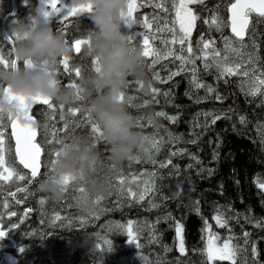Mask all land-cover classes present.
<instances>
[{"label": "trees", "instance_id": "16d2710c", "mask_svg": "<svg viewBox=\"0 0 264 264\" xmlns=\"http://www.w3.org/2000/svg\"><path fill=\"white\" fill-rule=\"evenodd\" d=\"M13 1L0 0V57L5 64H10L14 58L11 46L2 35L4 20L8 18L5 30L14 42L11 32L13 22L28 20L37 14L35 0H25L30 3L28 8L21 5L24 0H15L17 13L12 18ZM232 3L233 0H209L203 5H196L195 10L208 22L214 11L225 16L226 8ZM89 16L90 13L62 22L53 18L51 23L72 44L78 38L88 37L92 27ZM225 31L228 33L227 29ZM248 38V41L252 40L253 51L258 53L260 49L264 55V17L252 15ZM198 41L197 34L190 39L195 61H198ZM88 57L94 61V56L89 54ZM89 58L84 53L71 58L73 63L79 60L75 65L79 66L80 76L72 66V75L67 78L69 82L81 86L93 74L89 73ZM5 64H0V68L7 69ZM143 72V79L129 76L124 92L132 98H125L128 110L136 118H144L139 126L148 138L150 153L137 154L120 165L113 164L119 173L144 184L141 191L144 198L141 200V195L127 197L119 204L120 209L112 212L111 221L123 225L146 224L147 228L139 250L128 248L120 254L129 259L146 257L148 261L155 260L156 264H210L205 254L206 235L212 231L221 243L230 242L237 253L233 261H217L214 264H264V188L261 187L264 185V86H260L257 94L251 95L252 87L243 86L239 74L233 81L208 74L203 82L204 90H199L188 79H177L171 85H165L161 97L154 99L150 93L153 83L149 66L143 67ZM60 75L62 77L63 74ZM58 80L63 86L65 76L61 80L58 75ZM135 81L142 82L140 91ZM208 87L213 89L212 93L207 91ZM74 105L87 108L89 100L84 96L82 102ZM59 106L57 102L50 119L45 116L47 108L39 107L34 111L39 122L38 143L44 150L45 160L49 158L46 148L50 144L49 138L54 137L57 141L62 134L60 140L66 142L85 136V133H80L81 130L72 131L70 137L69 132L57 131ZM159 112L166 115H157ZM206 113L209 115L206 116ZM213 115L221 116L214 124L211 122ZM167 117H175V120ZM86 135L94 139L90 129ZM153 140L158 143V151L152 147ZM96 143L101 159L110 157L107 142L101 140ZM44 173L45 168L29 189L35 190L38 196L42 194L37 188ZM105 198H102L101 205L110 204L112 208L113 202L109 199L105 202ZM29 209L26 211L34 212L27 216L32 222L25 224L24 221L19 230L24 232L27 245L34 244L41 249L46 244L48 248L54 244L52 239L56 237L57 264H97L100 256L102 258V253L92 245L99 242L95 233L107 236L106 232L95 228L87 234L82 229L57 233V207L54 212L43 215L39 207ZM218 214L226 219V226L217 224L214 217ZM93 221L97 226L99 219L94 217ZM0 223L5 227L4 222ZM178 226L183 237V252L177 247ZM37 230L48 234L36 237ZM47 257L54 258L52 255ZM125 260L119 255L117 258L109 256L108 264H125Z\"/></svg>", "mask_w": 264, "mask_h": 264}, {"label": "clouds", "instance_id": "9594fccd", "mask_svg": "<svg viewBox=\"0 0 264 264\" xmlns=\"http://www.w3.org/2000/svg\"><path fill=\"white\" fill-rule=\"evenodd\" d=\"M92 5L88 34V52L99 57V71H95L80 87L89 100V107L110 146V158L115 165L149 154L148 138L137 118L120 99L129 76L143 79V51L134 47L125 30L124 13L128 0H89ZM15 68H0V111L17 109L16 97H51L58 103L70 104L75 89L62 88L57 66L61 57L71 52L68 40L50 21L20 19L12 25ZM27 61L28 63H24ZM7 89V90H6ZM103 167L101 153L92 137L71 138L60 146V156L51 173L41 182V189L53 200H62L67 192L66 179L84 184L77 205L85 214L95 213L101 198L111 186V176L99 175ZM112 172L115 169L111 170Z\"/></svg>", "mask_w": 264, "mask_h": 264}, {"label": "rangeland", "instance_id": "374dc122", "mask_svg": "<svg viewBox=\"0 0 264 264\" xmlns=\"http://www.w3.org/2000/svg\"><path fill=\"white\" fill-rule=\"evenodd\" d=\"M130 1L134 2L135 0H128V2H130ZM197 1H199V0H197ZM84 2H86V0H57V6L60 7L61 3H62L63 5L66 6L65 11H67L68 8L71 7L73 3L80 4V3H84ZM87 2H89V0H87ZM21 5H23V7L28 8L30 3H27L24 0L21 3ZM187 6L189 9H191L189 7V4ZM35 7H36V10L40 7L39 0L37 2V5H35ZM138 10H139V8L136 6V9L133 13L136 14V12ZM85 14H89V13H77L76 15L67 16L66 19L69 20V18H71V19L72 18H79ZM54 18L56 20L65 19L64 16H57ZM175 18H176V12H175ZM13 24H14V22H13ZM143 27H144V29L142 32H135L133 30V28H131L130 29L131 32L129 33V35H132L135 37V40L133 41V43H136L137 47L140 48L141 50L144 48L143 37L145 35H147L148 34L147 32L150 30L149 26H147V27L143 26ZM177 27L179 29L178 23H177ZM125 30H129V29L125 28ZM10 34H11V32H10ZM172 41H173V39L166 40L165 38H161V37H159V38L150 37L148 47L150 50H155V51L159 52L160 54L163 51H166L169 56H172V54H173L176 58L177 56H179V55L175 54L177 52L176 46H175L177 43L174 44V43H172ZM230 43L232 45V48H235L238 51L234 52L231 49L225 50V42L223 39L222 48L220 49V51L215 52V49H213L211 46H209L208 49H205L204 53L202 54V57L204 58L205 62L207 64L214 62L219 69H221V67H224V66H234L235 64L240 63L242 68L248 69L250 71L251 69L249 67L248 61L250 58L249 52H251V49L249 48V45H247V44L237 45L231 37H230ZM179 46H181V45H178V47ZM73 47L75 48V43L73 44ZM184 48H186V45H184ZM80 51L83 52L85 54V56H87V58H89L88 57V55H89L88 45L82 46ZM76 53L78 54V52H76ZM184 53L186 54L187 51L185 50ZM205 53H207L206 57H205ZM214 53H218V56L214 55ZM152 58H153L152 55H150L148 57H144V62H150ZM177 61L181 62L179 59L176 58V62ZM67 62H68L67 58H64V60L59 59L58 66H57V69H58L57 73H58V75H60V73H62V71H60L59 67L61 65H64L63 70L65 71V75H62L61 80L65 76V83L63 86L61 85V87L66 88V89H74L73 85H75V84H73L72 82H69V79H67L68 76H70V74L72 75V73H71L72 69H70L71 67H68ZM73 66L76 69H78V67H79V66L75 65V62H74ZM89 67H90L89 73H91V74L94 73L95 72V70H94L95 64H94V61L91 59H90ZM78 75L80 76V73ZM236 75H238V74H232L231 76H236ZM239 76L241 78V83L243 84V86H246L247 88L256 86V77L255 76L254 77H252L250 75H249V77H244L242 75H239ZM75 77H77V74L75 75ZM80 82H84V80L81 81V79H80ZM125 98L127 100V98H128L127 94H125ZM78 103H80V102L74 103V101H73L70 104H64L62 108L59 106V108L57 110V116H58L57 121L59 122V126H57V128H58L57 131L69 132L68 133L69 137H70L72 131H75V130L76 131L81 130L80 133H82V135H83V133H85V136H87L86 132L90 129V126L86 125L84 117L80 113H76L75 115H72L69 112V108L80 107V106L74 105V104H78ZM54 110H55V107L53 109H48L47 112H45L46 118L50 119V116ZM51 117H53V116H51ZM66 120H67L68 124L66 123ZM63 122H64V124H63ZM10 124L11 123L7 120V118H5L2 123H0V132L3 133L2 137H0V140H2V147H3L2 156H3V160H4V163L2 165H0V221L4 222L5 225H10L13 222L18 224L21 217H22L21 213H24L23 212L24 210H20V207H19L20 204H18V203H22V202L29 204V206H27L28 210H30L29 208H32L33 206L39 207L40 208L39 212L41 213V215H43L45 213L50 214V212H54L55 207H62V208L67 207V210L69 211V214L74 219V221H72L70 223V225L67 223V221H64L59 226V228H61L62 230H69L70 231V229H72L74 226H76V222L80 218L81 209L78 207L76 200H78V197L81 193L80 189L83 188V190H84L85 185L82 183L77 184L76 182L70 180L68 183V186H67L66 195L60 201L53 200L46 192H44L41 189V187H40L41 182L48 176V174L51 173L50 161L52 159H54V156H52L51 153H53L54 150L60 148V146H61L60 144L56 143V140L54 139V137H53V139L52 138L48 139V142L50 144L46 147L49 158L47 160L43 159V168H45L44 178L39 182L38 188H37V190H39L42 194L38 196L37 192H35V190H33V191H28L27 194L23 198L20 197L17 202H14V200L11 199L10 192L12 190H16L22 186L24 187L25 185L28 184L30 179H29V176L22 170V168L16 162V159L14 156V144L12 142L11 135H8V131L10 133ZM65 124H67V126H68L66 130L64 127ZM62 136L63 135L61 134L60 139L62 138ZM109 159L111 160V158L108 156L102 159L103 167L100 169L98 174L101 176H103L105 174H109L111 176L110 189H109L108 193L106 194V196H104L103 198L107 197V199H109V201L111 200L113 202L112 204H114V206L112 208H110L109 207L110 204H109V206L108 205L106 206L104 204L101 205V203H100L98 210L95 213L91 214V218L87 219V223L84 224L85 228L88 229L89 231L96 230L95 228H99V230H102V231L106 232V234H107V236H106V235H102V233H100V234L95 233V234H97V238L99 239V242L94 243L92 246L97 248V251H100L102 253V258L100 256V260L97 262V264H108L109 256H113V257L117 258L118 255L120 257L126 259L124 261L125 264H156L157 262L155 260L154 261L153 260L148 261L147 260L148 258H146V257L140 258V256H139V257H135L133 259H129V258L120 254L121 251H125L128 248L135 249V250L140 249V244H142L141 239L144 238L143 233H144V230L147 228V226H146V224H140V223L127 224V225H123L121 223H112L113 222V221H111V217L113 215L112 212H114L118 208L120 209L119 204L124 202L127 197L128 198H136V197L140 196L141 191H142V187L144 186V184L143 183L139 184V181L134 180V178H131V177L128 178V176L123 175L121 172L119 173L118 170L115 169V165L113 164V162H111ZM112 169H115V171L112 172L111 171ZM8 171H12L13 175L9 179L5 180V179H3V176H7ZM17 173H19L20 175H23L24 179L23 180L19 179ZM107 199L105 198V202L107 201ZM116 199L118 201H116ZM30 204H32V205H30ZM112 204H111V206H112ZM41 206H43V207H41ZM98 213H100V214H98ZM107 215H108V218H107ZM109 215H110V219H109ZM94 217L99 219L97 226H96V222L93 221ZM30 221L31 220H29L28 222H30ZM47 224H48V222H47ZM28 227H29V225L26 226V231L29 229ZM129 229L132 230V235L135 237L134 243L130 242L129 237L127 236V232ZM35 233H37L36 237H40L41 235H43L47 232H45L44 230H37ZM49 236L51 237L52 235L49 233ZM110 236H112V238H109ZM206 236H207V246H208V243L210 240H211L213 246L215 248H218V249L223 248V245L225 243H228L229 249L234 253V255H231L230 258L220 259L219 256H215L213 259L209 260L208 256H207V247H206L205 254H206V257H207L208 261L210 262V264H214L217 261H229V260L233 261L235 259L237 253H236L235 249L233 248V246L231 245L230 242L221 243L218 240V238L212 233V231H209ZM17 237H18L17 240H18L19 247L25 246L24 249L21 250V252L24 251V254H25V258L23 260L25 264H57V261L55 260V258L57 259V253L55 252V248L57 247V240L58 239L56 237H55V239H52L53 241L55 240V242L52 246L47 248L46 244H43L41 249H39L34 244L27 245L25 243V239H24V232H22V233L20 232ZM59 239H62V237H60ZM181 239L183 241L182 233L180 231L178 238H177V247H178V250L180 252H181V250H180ZM61 241H63V240H61ZM105 241H111L112 242V250L111 251L108 250V245L105 243ZM31 246H33L34 248H31ZM70 250L72 251V249H70ZM47 255H52L54 258L47 257ZM106 258L108 260H106ZM58 264H60V263H58Z\"/></svg>", "mask_w": 264, "mask_h": 264}, {"label": "snow or ice", "instance_id": "6c2138e0", "mask_svg": "<svg viewBox=\"0 0 264 264\" xmlns=\"http://www.w3.org/2000/svg\"><path fill=\"white\" fill-rule=\"evenodd\" d=\"M40 7L36 10V15L31 16L29 19L33 20L35 22L36 20L44 19L47 21L52 20V18L57 16H64L66 19L67 16L76 15L77 13H91L92 12V5L90 2H84L80 4L73 3L71 7L68 8L67 11H65V5L61 3V6H57V0H39ZM193 3V0H179V3L173 4V7L175 8L176 12V22L179 24V34L174 35L172 43L176 44L178 43L181 45V53L185 51L184 45L187 42L188 47L186 51L188 53H192V47L190 42V36L191 32L193 30V22L197 19V16L193 14L192 10L188 8V4ZM156 7L164 8V4H157ZM50 9V10H49ZM136 9L135 3H128L126 13H124V25L126 28L131 29L133 24L135 23V20L133 19V12ZM166 10V9H165ZM232 13V33L235 34L236 37L243 38L244 36V29L247 24V15L249 12H256L259 13L261 17H264V0H236L235 3H232L229 9ZM66 14V15H65ZM216 23L217 29L222 27V22L217 23L215 20L213 21ZM147 27L148 25L145 24ZM59 31V29H58ZM169 31L175 32V29H169ZM63 35V33H61ZM131 36V41L135 40V37ZM12 37L9 36L7 39H11ZM149 39L150 37L145 35L143 37V45L144 48L142 49L144 57H148L150 55L154 56L153 63L156 62V59H159L160 53L155 50H150L149 45ZM82 42L87 43L89 46V39L87 38L86 41H82L81 39L75 40V49L77 52L80 50V46ZM225 50L231 49L232 51H238L235 48H232V45L230 43V38L225 37ZM198 43L203 45L204 49H207L209 47V44L207 42H204L203 37L200 38ZM134 47H137L136 43H133ZM214 55L218 56V53H214ZM207 56V53H205V57ZM66 58V57H65ZM181 61L182 66L187 64H195V57L192 55L184 56L183 54L176 57ZM19 58L16 57L15 59H12L10 61V64H5L2 57H0V64H5L6 68H15L17 66ZM62 62V61H61ZM251 62V58L249 59V63ZM24 63H28L25 61ZM94 64H95V71H99V57L94 56ZM209 65L205 63V68L207 69ZM238 70V71H237ZM77 74H79V70L77 69ZM179 74V73H177ZM232 74H239L244 77H249V70L242 68L240 63L235 64L234 66H224L220 69V75H232ZM253 76L256 75L255 69L252 70ZM261 75H264V73H261ZM156 79H159V76H156ZM195 81V76L193 77ZM251 79V78H250ZM163 82V81H162ZM137 83H140L137 81ZM0 86H3V82H0ZM260 86H264V79L260 78L259 76L256 77V86L252 87L250 90L251 95L257 94V92L260 91ZM196 87H205V85L196 82ZM73 88L75 89V99L74 103L76 102H82L84 99V96L82 95L83 89L78 85H73ZM7 90V89H6ZM151 91L155 94L159 90L152 88ZM207 91L209 93L213 92V89L211 87L207 88ZM167 95V93H165ZM217 99H220L219 96L216 97ZM18 100L17 109L13 111H0V123L4 121L5 118L11 123L13 135L16 137V153L19 157V162L24 166L26 169H31V175L35 177L38 172L39 168V158L41 155V146L33 143V138L36 136V130H35V122L32 121V118L27 115L30 107H32L34 104L38 106H46L47 109H53L57 103L54 99L51 97H33V98H26L23 96L16 97ZM120 99L125 101V92H123L120 96ZM131 100L132 98L129 97ZM147 101H145V104ZM60 107H63V103H59ZM69 112L72 115H75L76 113H80L83 117L86 123L90 125L91 133L94 136V139L96 141H105V135L103 132V129L100 127L99 123L96 121L94 115L92 114L91 108H82V107H76V108H69ZM157 115L165 116L166 114L164 112H159ZM206 116L209 114L206 113ZM26 119L27 123L18 124L17 121L21 119ZM168 119L175 120V117H167ZM144 118L139 117L137 118L138 123L140 124V120ZM221 119V116L219 115H213L212 123L214 124L216 120ZM148 122L150 123V118L148 119ZM241 122H243V118H241ZM65 130L67 129V124H65ZM3 133L0 132V137H2ZM57 144L62 145L64 142L63 140H57ZM152 147L155 148L157 151L159 150L158 143L153 140L152 141ZM3 147H2V140H0V165L4 163L3 156ZM52 156H54V159L50 161L51 171L53 170L54 165L57 162L58 157L60 156V148L54 150L53 153H51ZM133 159V158H131ZM170 163V161H169ZM163 166V165H162ZM13 175L12 171H8L7 176H3V179L7 180ZM19 179L23 180L24 176L17 173ZM71 179H66L65 183L68 184ZM122 182V181H121ZM262 188H264V185H261ZM81 193L84 191L83 188L80 189ZM143 194H141L140 199L142 200ZM59 219V217H57ZM217 224L220 226H226L227 221L226 219H223L219 214L214 217ZM13 227H16L15 224H13ZM177 233L179 235L180 233V227H177ZM247 235V234H245ZM6 236V233L0 229V238H3ZM127 236L129 237L130 242H135V237L132 235V230L129 229L127 232ZM105 243L108 245V250H112V242L111 241H105ZM180 250L183 252V241L181 239L180 243ZM255 252V250L253 249ZM231 255H234V253L229 249V244L225 243L223 245V248H215L211 242V240L208 243L207 246V256L208 259L211 260L215 256H219L220 259H226L230 258Z\"/></svg>", "mask_w": 264, "mask_h": 264}, {"label": "flooded vegetation", "instance_id": "af4514ba", "mask_svg": "<svg viewBox=\"0 0 264 264\" xmlns=\"http://www.w3.org/2000/svg\"><path fill=\"white\" fill-rule=\"evenodd\" d=\"M26 1H28V0H26ZM35 1L37 4L38 0H35ZM208 1L209 0H199V1L193 0V3H189V7L191 8L193 14L197 16V19L193 22L194 26H193V30L191 32L190 39L193 38L196 34L198 35L199 40L201 37H203L204 42H207L209 44V46H211L213 49H215V52L220 51V49L222 48L223 39L225 37H228V38L231 37L237 45H241V44L249 45V48L251 49V52H249L251 62L249 63V61H248L249 67L251 69L249 71V75L254 77L252 74V70L255 69V72H256L255 77L259 76L260 78H262V77L264 78V75H261V73H264V55L261 54L260 49H258V53H256L253 51L254 46L252 44V40H249V41L246 40L244 42H239L230 34V23H229V16H228L227 10L231 4L226 8V15L225 16L222 15V13H220L218 11H214V13L210 17V20L208 22H206L203 19V17H201L197 13V11L195 10V6L199 5V4L203 5V4L207 3ZM130 2L131 3L135 2L136 6L139 8V10L136 12V14L133 13V19L135 20V23L133 24L132 28L135 32H142L144 29L143 26H145V24H147L150 27V30L147 32L148 33L147 35L152 37V38L161 37V38H165L166 40H170V39H173L174 35L179 34V29L177 27V22H176V18H175V8L173 7V4L174 3L178 4L179 0H135L134 2H132V1H130ZM233 2H234V0H233ZM161 3L164 4V8L156 7L157 4H161ZM252 15H254L252 12L248 13V16H250L251 18H252ZM69 19H71V18H69ZM72 19H75V18H72ZM65 20H68V19L56 20V22H62ZM214 20L217 23L222 22V27L217 29L216 23L213 22ZM173 28L175 29V32L169 31V29H173ZM226 29H227L228 33L225 31ZM126 31L128 32V34L131 32L130 29L126 30ZM65 36H68V35L65 34ZM87 38L88 37H82V38H78V39H81L82 41H86ZM211 38H215V39H211ZM247 39H249V38H247ZM74 43H75V41L72 44H70V42H69V45H70L72 50H71L70 54L68 56H66L67 61H68L67 62L68 67H72L74 65V63H73L74 60L71 59L72 57H74V56L77 57L78 55L81 56L83 53L80 50H79L80 52H78V54L76 53L77 51L73 47ZM86 45H88V44L83 43L81 45L80 49L82 48V46H86ZM178 45H179L178 43L175 45L176 51H177L175 53L176 55L183 54L184 56H188V55L193 56L192 53H188V52L186 54L184 52L181 53V51H180L181 46L178 47ZM185 45H186V48H184V49L186 50L188 47V43L186 42ZM198 50H199L198 61H195L194 65L193 64H187V65L182 66L181 62H179V61L176 62V58L173 54H172V56H169L166 51H163L161 53L159 59H156L155 63H153L154 56L150 62H144L143 67H145L147 65V66H149V68L151 70L150 80L153 83L154 88L159 90L157 93L154 94L153 92H151L153 85L150 86V93L154 99H156L157 97H161V95L163 94V88L165 87V85H167L168 83L171 85L177 79H183V81H186L188 79L189 81L194 82V84H196V82L203 84V82H204V80L208 74H212L214 76L218 75L219 77H221L220 69L216 66V64L214 62L209 63L208 64L209 67L207 69L205 68L206 62H205L204 58L202 57V54L204 53L205 49L203 48V45L200 43H198ZM64 58L65 57H61L60 60L61 59L64 60ZM78 61L79 60L75 61V63ZM63 67H64V65H61L59 67V69H60V71H62L61 74L65 75V71L63 70ZM177 73H179V74H177ZM57 75H58V73H57ZM157 75L159 76V79H156ZM194 76L196 78L195 81L193 79ZM236 76L223 75V78H225L226 80L233 81V79ZM59 78L61 79V75H59ZM135 83H136L137 90L140 91L141 87H139V85L142 84V82L137 83L135 81ZM204 88L205 87H200L198 89L204 90ZM130 96L131 95L128 94V99ZM45 112H47V111H45ZM66 123H67V120H66ZM63 124H64V122H63ZM43 169L44 168H42V172H43ZM42 172H41V174H42ZM22 187H20V188H22ZM18 189L12 190L10 192L11 199H13L14 202H17L20 197L23 198L27 194V193H24L22 195H19L15 199L14 198V192H16ZM18 204H20V206H19L20 210H24L23 211L24 213H21V215L23 217V215L27 212L26 210H27V206H29V204L25 203V202L18 203ZM33 208H36V207L33 206ZM22 217H21V219H22ZM57 217H59V219H57V233H61L62 231L70 232L69 230H62L61 228H59V226L64 221H67V223L69 225L72 221H74V219L69 214L67 207H65V208L57 207ZM90 218H91V215L85 214L83 211H81L80 218L77 220L76 226H74L72 228V230L82 229V230L86 231V234L89 233L90 231H88L85 228L84 224L87 223V219H90ZM21 219H20V221H21ZM29 220L30 219L28 217H26L25 218V224ZM20 221H19V223H20ZM13 224L18 226V224H16V223H12L10 225H5L6 230L9 229V230H13V231L10 234L11 238L9 237L8 242L7 241L2 242L0 245L1 247H6L9 245H12V247L14 246V249H17L19 247L17 236L20 233V231H19L20 229H17V227H13ZM55 252L57 253V247L55 248Z\"/></svg>", "mask_w": 264, "mask_h": 264}, {"label": "water", "instance_id": "95a60500", "mask_svg": "<svg viewBox=\"0 0 264 264\" xmlns=\"http://www.w3.org/2000/svg\"><path fill=\"white\" fill-rule=\"evenodd\" d=\"M235 2H236V0H234L233 3H235ZM230 6H231V5H230ZM230 6L228 7V16H229V23H230V34H231V35H232L237 41H239V42H244V41H246L247 38H248V33H249V30H250V27H251V24H252V18H251L250 16L247 15V21H248V22H247V24H246V26H245V29H244V36H243V38H242V40H241V38L236 37L235 34L232 33V19H231V18H232V13H231V11L229 10V9H230ZM16 13H17V9H16V1L14 0V1H13V13L11 14V17H12V18L15 17ZM252 13H253L254 15H256V16H260L259 13H256V12H252ZM260 17H261V16H260ZM7 20H8V18H6V19L4 20L3 30H2V35H3V37L5 38V40L8 42V44L11 46V48H12V54H13V58L15 59L16 56H15V52H14V42H13L11 39H7L9 36H8L6 30H5V24H6ZM83 43H84V42H82V44H83ZM82 44H81V45H82ZM80 47H81V46H80ZM38 107H46V106H38V105H35V104H34L32 107H30V109H29L27 115L30 116V117L32 118V121L35 122L36 136L33 138V143H36V144L40 145V144L38 143V139H39V122H38V120L36 119V117L34 116V111H35L36 108H38ZM17 123H18V124L27 123V120L22 118L21 120L17 121ZM10 134H11L12 142H13V144H14V154H15V157H16L17 164L23 169L24 172H26V173H28V174L30 175V181H29V183H28L26 186H24L23 188H20V189H18L16 192H14V198L16 199L19 195H22V194L26 193L30 188H32V187L35 185L36 181L39 179V177H40V175H41V172H42V162H43L44 150H43V148L41 147V155H40V158H39L40 163H39L38 172H37V175H36L35 177H33V176L31 175V169H26V168H24V166H23L22 164H20V162H19V157H18V155H17V153H16V137H15V135H13L12 125H10ZM33 213H34L33 211H27V212L23 215V217H22V219H21L19 225L17 226V229H20V228L22 227L23 223H24L25 218H26L28 215H32ZM0 229H2V225H1V224H0ZM2 230H3V229H2ZM3 231L6 233V236L3 237V238H0V243H1L2 240H4V241L8 240V239H9V235L12 233L13 230H3ZM2 250L5 251V252H7V251H9V250L12 251V250H14V246L11 247V248H3ZM0 254H1V252H0ZM0 264H18V262H17V260L15 259L14 256H12V255L9 254V253H5L3 256L0 257Z\"/></svg>", "mask_w": 264, "mask_h": 264}, {"label": "bare ground", "instance_id": "6f19581e", "mask_svg": "<svg viewBox=\"0 0 264 264\" xmlns=\"http://www.w3.org/2000/svg\"><path fill=\"white\" fill-rule=\"evenodd\" d=\"M7 32V31H6ZM262 79H264L263 77H262ZM45 167V166H44ZM43 168V167H42ZM101 201H102V199H101ZM14 223V222H13ZM17 227V226H16ZM61 240V239H60ZM24 247L25 246H23V247H18L17 249H14V250H12V251H9V252H5V251H3L1 248H0V252H1V254H0V257L1 256H3L5 253H9V254H11L12 256H14L15 257V259L17 260V262H18V264H25L24 263V258H25V254H24V251H22L21 252V250H23L24 249Z\"/></svg>", "mask_w": 264, "mask_h": 264}]
</instances>
